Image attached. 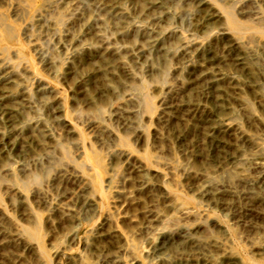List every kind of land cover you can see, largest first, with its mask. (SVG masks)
Wrapping results in <instances>:
<instances>
[{
    "label": "rangeland",
    "instance_id": "1",
    "mask_svg": "<svg viewBox=\"0 0 264 264\" xmlns=\"http://www.w3.org/2000/svg\"><path fill=\"white\" fill-rule=\"evenodd\" d=\"M0 264H264V0H0Z\"/></svg>",
    "mask_w": 264,
    "mask_h": 264
}]
</instances>
